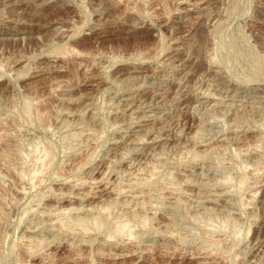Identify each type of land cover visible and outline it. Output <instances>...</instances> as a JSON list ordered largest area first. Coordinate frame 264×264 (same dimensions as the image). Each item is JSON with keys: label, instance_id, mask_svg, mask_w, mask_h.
I'll return each mask as SVG.
<instances>
[{"label": "rangeland", "instance_id": "1", "mask_svg": "<svg viewBox=\"0 0 264 264\" xmlns=\"http://www.w3.org/2000/svg\"><path fill=\"white\" fill-rule=\"evenodd\" d=\"M0 264H264V0H0Z\"/></svg>", "mask_w": 264, "mask_h": 264}]
</instances>
